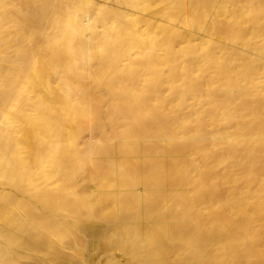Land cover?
I'll use <instances>...</instances> for the list:
<instances>
[{
  "label": "bare ground",
  "instance_id": "6f19581e",
  "mask_svg": "<svg viewBox=\"0 0 264 264\" xmlns=\"http://www.w3.org/2000/svg\"><path fill=\"white\" fill-rule=\"evenodd\" d=\"M0 264H264V0H0Z\"/></svg>",
  "mask_w": 264,
  "mask_h": 264
}]
</instances>
